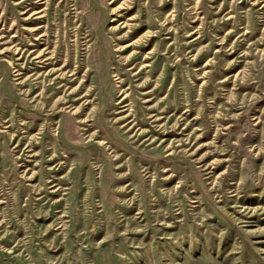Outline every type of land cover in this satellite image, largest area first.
<instances>
[{
	"label": "rangeland",
	"instance_id": "rangeland-1",
	"mask_svg": "<svg viewBox=\"0 0 264 264\" xmlns=\"http://www.w3.org/2000/svg\"><path fill=\"white\" fill-rule=\"evenodd\" d=\"M0 264H264V0H0Z\"/></svg>",
	"mask_w": 264,
	"mask_h": 264
}]
</instances>
